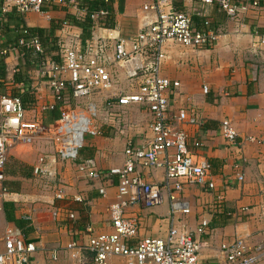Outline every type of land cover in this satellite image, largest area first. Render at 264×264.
<instances>
[{
	"label": "crops",
	"instance_id": "1",
	"mask_svg": "<svg viewBox=\"0 0 264 264\" xmlns=\"http://www.w3.org/2000/svg\"><path fill=\"white\" fill-rule=\"evenodd\" d=\"M259 2L257 8L238 18H229L217 6L205 5L200 0L175 2L176 8L188 12L195 28L202 29L207 22L208 29L217 35L213 46L201 50L168 45L167 57L161 65L162 75L179 83L169 91V116L175 118L178 111L184 109L194 111L201 120L198 126H178L188 136L189 150L210 163L215 187L186 186L181 197L189 203L190 214L174 219L169 218L165 193L158 206L145 208L138 202L125 211L127 218L136 221L137 240L164 239L171 224L191 233L199 246L200 264H225L220 245L232 241L235 235L246 237L250 244L264 246V145L259 142L264 139V0ZM111 9L113 26L94 28L91 38L103 39L113 88L88 99L97 108L94 126L98 132L85 136L78 160L60 161L52 144L46 140L16 144L8 151L7 159L13 165L7 167L6 172L4 168L2 185L16 196H13L15 200L5 202L13 203L16 218L30 216L27 221L32 230L26 239L37 248L32 264H94L89 252H82L76 260L66 246L71 242L85 245L90 236L113 232L109 208L115 202L117 179L111 176L90 180L78 171V164L92 162L100 172L119 168L124 162L123 151L128 140L143 146L151 138L149 125L144 128L136 123L126 125L123 118L132 108L137 110L138 116L141 111L150 116L146 109L141 106L120 108L115 100L108 99L112 93L134 92L137 86V81L126 79L112 57L115 37L130 39L141 30L140 0H111ZM84 16L83 10L73 6L21 15L11 8L3 11L0 3V56L5 57L6 66L2 90L5 95H11L13 88L21 92L25 87L34 90L36 101L30 109H25L26 119L52 124L49 107L56 103L46 79L38 74L33 51L27 49L29 53L24 54L25 51L9 47L18 28L46 29L57 39L60 50L83 49L82 29L71 23L69 17L82 21ZM25 56L30 63L26 68L28 82L14 83L17 65ZM203 87L207 88L206 93ZM62 108L60 105L59 110ZM223 120H228L236 131L237 146L229 145L221 136L219 127ZM249 138L254 141H248ZM194 142H199V146L195 147ZM40 157L45 158L51 176H34L33 167ZM15 163L22 168L14 169ZM238 171L243 174L242 182L235 179ZM138 172L145 183L163 181L162 169L138 168ZM99 189H104L103 196ZM58 190L63 191L64 199H55ZM220 195L222 201L217 200ZM66 212H73L74 220H68ZM201 219L208 221V227L198 233ZM6 228L16 227L6 222L1 203L0 251ZM53 252L57 254L55 261L51 259ZM109 263L127 264L121 257H112ZM256 264H264V257Z\"/></svg>",
	"mask_w": 264,
	"mask_h": 264
},
{
	"label": "built area",
	"instance_id": "2",
	"mask_svg": "<svg viewBox=\"0 0 264 264\" xmlns=\"http://www.w3.org/2000/svg\"><path fill=\"white\" fill-rule=\"evenodd\" d=\"M178 1L140 0L143 13L141 30L130 39L120 36L114 38L112 60L122 69L126 79L137 81V86L134 92L112 93L108 99L115 100V105L120 108L141 106L146 109L151 118V138L143 146L128 140L123 151L124 162L119 168L100 172L92 162L78 164V171L90 180L114 176L117 179V193L115 202L109 208L113 232L90 236L85 245L69 243L66 250L73 259H80L82 252L87 251L92 254L94 264H110L112 257L124 258L127 264H200L199 246L191 233L178 230L171 224L164 239L137 240L136 221L125 215L126 209L138 202L145 208L160 205L163 193L167 197L170 219L188 215L189 203L181 197L184 188L215 187L210 163L189 150L188 136L178 126H198L201 120L194 111L184 109H180L175 118L169 116V91L178 87L179 83L163 76L161 65L167 57L165 49L168 45L201 50L213 46L217 35L208 29L207 22L204 28H195L188 12L176 8L175 2ZM200 1L205 5L217 6L229 18H238L260 4V0L238 3L235 0ZM0 3L3 11L11 8L21 15L30 12L41 14L52 7L78 6V0H0ZM105 15L103 10L89 15L91 32L94 28L110 29L99 23ZM19 44L23 45V40ZM84 44L83 49L60 50V61L54 63L50 59L38 60L42 49L35 37L26 42L25 47L35 54L38 74L46 79L55 103L60 102L63 108L52 124L45 125L39 120L25 118V109L18 97L0 94V187L4 201L15 200L13 196H16L2 185L10 148L16 144L46 140L52 144L60 161L76 162L85 136L98 132L94 126L97 108L88 99L95 93L112 90L113 82L103 39L98 37L93 40L90 37ZM202 90L207 92L206 87ZM52 108L53 105L49 107ZM219 131L229 145H238V135L228 120L220 123ZM248 141H254V138ZM259 142L264 145V139H259ZM193 145L197 147L199 142ZM138 168L162 169V183L143 182ZM33 174L37 177L51 176L44 157L38 159ZM235 179L242 182L243 174L238 171ZM99 193L103 196L104 189H99ZM54 197L64 199L63 191L58 190ZM217 200L222 201V195ZM66 217L68 220L75 218L73 212H66ZM24 219L29 220L30 216ZM207 227L208 221L201 219L197 232L203 233ZM2 242L0 264H32L37 252L36 245L27 240L19 229L6 228ZM219 250L225 264H256L264 257L263 245L250 244L246 237L237 235L232 241L222 243ZM51 259L57 260L56 252L51 254Z\"/></svg>",
	"mask_w": 264,
	"mask_h": 264
},
{
	"label": "trees",
	"instance_id": "3",
	"mask_svg": "<svg viewBox=\"0 0 264 264\" xmlns=\"http://www.w3.org/2000/svg\"><path fill=\"white\" fill-rule=\"evenodd\" d=\"M79 9L85 12L84 19L82 21H77L73 17H69L71 23L78 25L82 29V42L86 41L91 37L90 27L92 22L89 18V15L93 12H98L103 10L106 12V15L99 20V23L103 27L111 28L113 26V12L111 9V0H78ZM17 30V29H16ZM31 37H35L42 49V53L38 54V60H46L50 59L54 63H58L60 61L59 56V47L57 45V39L52 37V34L49 33L46 29L43 28H25L22 27L21 30H17V34L15 38L9 44L10 48H16L19 52H24V54H28L27 48L25 44L30 40ZM23 40V45L19 44V41ZM55 54H52V53ZM27 57L25 56L17 65L18 70L15 71L13 75L14 83H22L23 85L28 82V76H26V68L30 63L27 61ZM3 56H0V94H5L4 90H2V81L6 78V66L4 63ZM36 60V58H34ZM37 64V62H36ZM11 96L18 97L24 109H30L35 104V92L29 87H25V89L21 92L17 88H13L10 91ZM61 103H56L53 108L50 110V115L53 120H56L61 111L59 110ZM2 211L4 213V217L6 222L12 223L17 229L20 230L22 235L26 238V235L31 232V227L29 226V222L22 218H16L15 216V208L13 203L11 202H3L2 203Z\"/></svg>",
	"mask_w": 264,
	"mask_h": 264
},
{
	"label": "rangeland",
	"instance_id": "4",
	"mask_svg": "<svg viewBox=\"0 0 264 264\" xmlns=\"http://www.w3.org/2000/svg\"><path fill=\"white\" fill-rule=\"evenodd\" d=\"M143 110V109H142ZM124 119H126V125L128 124H135L137 126H139L140 128H144L145 126L147 127L148 125H150L151 123V118L148 115V113L145 111H141V114L138 116L137 110L132 108L130 110H128L125 115L123 116ZM87 137H85L86 139ZM8 162V163H7ZM13 165V163H11L10 161H8V159L6 160V164H5V172L7 170V167L9 168V166ZM22 168L20 167L17 163H15V168ZM17 168V169H19ZM5 202L3 197H2V191H1V187H0V205L1 203Z\"/></svg>",
	"mask_w": 264,
	"mask_h": 264
}]
</instances>
